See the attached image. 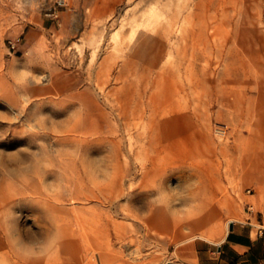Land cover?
<instances>
[{
	"label": "rangeland",
	"instance_id": "1",
	"mask_svg": "<svg viewBox=\"0 0 264 264\" xmlns=\"http://www.w3.org/2000/svg\"><path fill=\"white\" fill-rule=\"evenodd\" d=\"M56 1L0 0V264H163L264 220V0Z\"/></svg>",
	"mask_w": 264,
	"mask_h": 264
},
{
	"label": "crops",
	"instance_id": "2",
	"mask_svg": "<svg viewBox=\"0 0 264 264\" xmlns=\"http://www.w3.org/2000/svg\"><path fill=\"white\" fill-rule=\"evenodd\" d=\"M119 1L94 0L89 13H109ZM64 12L58 11L60 18ZM55 23L52 17H45L39 29H53ZM163 264H264V220L258 223L252 219L230 221L219 240L197 239L186 251Z\"/></svg>",
	"mask_w": 264,
	"mask_h": 264
},
{
	"label": "built area",
	"instance_id": "3",
	"mask_svg": "<svg viewBox=\"0 0 264 264\" xmlns=\"http://www.w3.org/2000/svg\"><path fill=\"white\" fill-rule=\"evenodd\" d=\"M56 3H57L58 6H63L64 5V0H57ZM57 13H58L57 10L56 11H53V15L54 16H56Z\"/></svg>",
	"mask_w": 264,
	"mask_h": 264
},
{
	"label": "bare ground",
	"instance_id": "4",
	"mask_svg": "<svg viewBox=\"0 0 264 264\" xmlns=\"http://www.w3.org/2000/svg\"><path fill=\"white\" fill-rule=\"evenodd\" d=\"M166 259V258H165ZM166 262V261H165Z\"/></svg>",
	"mask_w": 264,
	"mask_h": 264
}]
</instances>
